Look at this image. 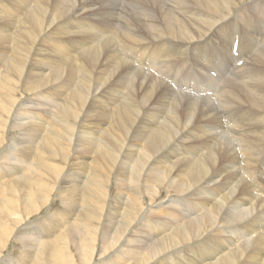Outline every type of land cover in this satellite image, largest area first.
<instances>
[{"label": "bare ground", "instance_id": "6f19581e", "mask_svg": "<svg viewBox=\"0 0 264 264\" xmlns=\"http://www.w3.org/2000/svg\"><path fill=\"white\" fill-rule=\"evenodd\" d=\"M242 1L0 0V92L12 72L27 96L11 83L0 96V145L3 129L21 132L0 146V209L11 200L37 211L55 188L66 207L42 228L0 219V240L13 234L30 262L73 264L70 237L83 263L103 217L102 249L133 234V264H264V0H244L250 11L236 9ZM232 21L243 36L197 55ZM86 119L94 125L76 134ZM125 142L135 153L117 165ZM65 163L75 172L59 178ZM111 177L125 202L133 184L135 199L102 216Z\"/></svg>", "mask_w": 264, "mask_h": 264}, {"label": "rangeland", "instance_id": "374dc122", "mask_svg": "<svg viewBox=\"0 0 264 264\" xmlns=\"http://www.w3.org/2000/svg\"><path fill=\"white\" fill-rule=\"evenodd\" d=\"M15 0H13V2H14ZM244 1V0H243ZM242 1V2H243ZM252 0H250V1H247V2H251ZM240 2V4H239V6L236 8V9H238L239 7H240V5L242 4V6H243V10L244 11H250L251 9H253V7L252 6H249L248 5V3L247 2ZM235 8H231L230 9V11H232V12H236L237 10H236ZM124 15V14H123ZM124 16H122V17H119V19L117 20V23H118V29H125V23H124ZM234 21H232V22H226L224 25H223V27H222V29H221V31H214L210 36L211 37H209L208 39H207V41L206 42H204V44H202V46L199 48V49H196V53H197V51L198 50H201V51H203V52H205L210 58H212L213 56H214V50H215V48H217V47H219V45H222V43H225V38H222V37H224V36H221V35H223V34H229V32H233V34H235L236 36H238V37H241V36H243V34H245V32H246V29L244 28V27H242V26H240V24H239V22H237V24L235 25V23H233ZM228 23V24H227ZM233 25V26H232ZM235 26V27H234ZM120 27V28H119ZM239 27V28H238ZM241 30V31H240ZM219 32H221V33H219ZM217 52V54H219V52H218V50L216 51ZM235 52H236V49H235ZM213 54V55H212ZM197 55H198V53H197ZM220 55V54H219ZM218 55V56H219ZM216 57H217V55H216ZM192 65V66H191ZM195 66H196V62L195 61H191L190 63H189V65L186 67V69L188 70V72L189 73H194V74H196L197 72H196V70L194 69L195 68ZM115 71H117V72H119V70H115ZM101 74V72L99 73V71L97 72V75L98 76H101L100 75ZM156 74V73H155ZM14 73H12V72H9V74H8V76H7V78L11 81H7V84L8 83H11L12 85L14 84L15 85V87H14V90H11V95H13V96H15L16 98L17 97H19L20 95L23 97V99H25V98H27V96L26 95H23V94H21V92L19 91V87H20V83L18 84V86L16 85V83H17V79H19V77L16 75H14ZM181 76H179L178 77V80H179V82L182 84V88H184L185 90H187V93L186 94H184L183 96H181L183 99H186V98H188V99H190L189 98V95H190V93H192V91L190 92L188 89H190V87H191V85H188V84H190V82L188 81V79H187V81H184V80H182V77H183V75H182V73L180 74ZM12 76V77H11ZM186 82H188V83H186ZM6 84V85H7ZM6 85H4L3 87H5ZM1 88V92H0V96H1V93L3 94V89L4 88ZM5 90H7V89H5ZM124 90H125V88H124ZM126 92V91H125ZM205 95V94H204ZM203 95V96H204ZM187 96V97H186ZM103 100H108V98L107 97H103L102 98ZM31 103V102H30ZM30 103H26L27 105H29ZM141 103H142V101H141ZM142 105H143V103H142ZM107 107V106H106ZM108 108V107H107ZM12 110L13 109H10V110H8L5 114H3L4 116H6L7 115V113H14V111L12 112ZM141 113H139V116H140V119H142V114H143V116H144V113H145V111H144V113L142 112V111H140ZM139 116H138V118H139ZM34 120H36V118L34 119ZM79 123H80V121H79ZM87 123V124H86ZM89 123V120L88 119H86L85 121L83 120V123L82 124H78V127H79V129L77 128V132H76V134H78L79 133V131H82V130H85V129H87V127L89 128V126H91V125H94V124H92V122L90 121V123ZM86 127V128H85ZM85 128V129H84ZM81 129V130H80ZM6 130H7V132H6ZM129 130L131 131V127H129ZM15 131V132H14ZM114 132H115V134H114V132H113V136H115V138L118 136L119 137V133L118 132H116L115 130H113ZM6 133V135H5V133ZM3 133H4V135H3ZM12 133V134H11ZM1 134L4 136H2L1 135V138L3 139V144H1L0 146H1V148L6 144V142H8V138L9 139H15V138H17V137H19V136H21V132H20V130H19V128H17V127H15V128H5V129H3V132L1 131ZM7 134L10 136V134H11V136L10 137H8L7 136ZM19 134V135H18ZM117 135V136H116ZM7 136V137H6ZM5 139V140H4ZM0 148V149H1ZM72 148V147H71ZM73 149V148H72ZM72 149H70V151L72 150ZM133 153H135L134 152V146H133V143L131 144V143H128V144H126V142H125V144L123 145V147H122V149H121V151H120V154H119V157L117 158V160H116V164L118 165V164H120V163H122V162H124V161H128L130 158H131V156L133 155ZM70 154L72 155V151L70 152ZM59 161L61 162V160L59 159ZM63 168V169H62ZM61 168V173L62 174H60V176H59V178L60 177H62V176H64V174L65 173H67L68 174V171L69 172H71V173H74L75 172V170H74V167H72V166H70V165H68V163L66 164L65 163V165H64V167H62ZM64 168H66V169H64ZM114 168V167H113ZM114 170V169H113ZM63 171V172H62ZM144 172V171H143ZM129 173H130V171H129ZM58 178V179H59ZM67 178H69L68 176H67ZM58 179L56 180V181H58ZM118 180L116 179V177H111V180H108L107 179V181H106V190H107V192H108V196L110 195V196H112V197H108V198H106V200L104 199V201H106L105 202V206H104V209H103V212H102V216H103V213L104 212H106L107 210L109 211V213L110 214H112V211H114V209H116L117 208V205L120 203V202H125V200H123L122 198H121V196H120V187H121V185L119 186L118 185V182H117ZM52 182V181H51ZM57 183V182H56ZM69 182H68V180H67V182H66V185L68 184ZM128 183H131L130 181L128 182ZM52 184H54L53 182H52ZM119 186V188H117ZM132 186V187H131ZM109 187V188H108ZM127 187V189L129 190L130 189V187H131V190H133L134 189V185L132 184H130L129 185V187L128 186H126ZM164 188V187H163ZM131 190H129V192H127L128 193V195H130V196H128L127 197V200H126V202H125V204L127 203V202H130V200L131 199H135V194L133 193V191H132V193L130 192ZM57 193V191H56V188L53 190V191H51L50 193H49V195H51V196H48V201L42 206V208H40L39 210H37V211H35V210H33V212H31L30 213V209L29 208H26L27 206H25V204H23L22 203V201H21V204L20 203H18L17 201L19 200V194L17 195V199L16 198H11V199H14L17 203L16 204H14L11 200H9L8 202H6L5 203V205L3 206V207H1V209H0V219H6V218H8V219H12V217H14V216H16L17 214H20L19 215V218H21L22 220H21V224L20 225H27L28 227H32V228H34V227H39V228H42L43 227V223H46V224H48L49 222H53V221H56V216H58V215H55V216H53V214H54V212L55 213H58V214H63L64 216H66V211H65V208L66 207H64V203H62V199H61V197H60V194L59 193ZM54 193V194H53ZM130 193V194H129ZM59 194V195H58ZM133 194V195H132ZM54 195V196H53ZM57 195V196H56ZM132 195V196H131ZM170 195H174V193L173 192H170ZM144 197V196H143ZM166 198V197H168V193H167V189L166 188H164V190L162 189L161 190V192H160V194H159V198H158V200H156V202H161V200H163V198ZM116 199V201H113V199ZM50 199V200H49ZM55 199V200H54ZM61 199V200H60ZM114 199V200H115ZM120 199V200H119ZM161 199V200H160ZM112 200V204L110 203V201ZM129 200V201H128ZM144 200H146V205L149 203V201L151 202V200L149 199V198H147V197H145L144 198ZM164 200H166V199H164ZM108 202V203H107ZM48 203V204H47ZM50 203V204H49ZM108 204V205H107ZM110 204V205H109ZM115 204H116V206H115ZM46 205V206H45ZM112 205V206H111ZM128 205V204H127ZM127 205H126V207L125 208H127ZM109 206H110V208H109ZM106 208V209H105ZM48 209V210H47ZM18 210H20V211H18ZM119 210H121V208H119ZM10 211V212H9ZM122 211H125L124 210V207L122 206ZM15 212V213H14ZM51 212V213H50ZM10 213V214H9ZM24 213V214H23ZM26 213V214H25ZM27 213H28V217H27ZM6 214V215H5ZM109 214V215H110ZM52 216L54 217V218H52ZM133 216L135 217L136 216V211L134 212V214H133ZM39 218H41V219H39ZM102 218L103 217H101V218H98V221H97V223L94 221V226L95 225H98V223H100V225H99V227H97V231L94 233V237L96 238V240H95V245H90V246H92L91 247V250L93 249L94 250V253H93V257H91V259H90V257H89V254H87V259L82 263V260H81V250H78L77 249V247L75 246V241L72 239V238H70V237H67L68 239H67V249H65V251L66 252H68L69 254H70V252L69 251H71V256H72V258H70L71 256L69 255V254H67V256H68V258H70L72 261L74 260H77V262L75 263L74 261L72 262L73 264H107V263H109V261H111L110 263H113V262H116V260H121L122 261V263H126V264H133V255H131V256H129L130 254H127L128 253V250H131V249H136V250H139V248H137V247H135V241L132 239V237H134V236H132L133 234H131V236H130V240H132V241H124V243H123V241H121L120 242V240H118V241H113V242H110V244L108 245V247H107V244H106V246H104L103 247V249H102V246L104 245L103 244V239L101 238L102 237V235L101 236H99V234H100V229H102L103 228V221H104V219L102 220ZM121 218L122 217H118V218H116V217H114V218H112L113 220H115V221H120L121 220ZM147 218H149V219H151V220H157V219H154V218H151V217H146V219ZM145 219V220H146ZM137 220V216H136V218L134 219V221H133V223L135 222ZM41 221H43V223L41 222ZM144 221H142V223H143ZM42 223V224H41ZM34 224H35V226H34ZM38 224V225H37ZM19 225V226H20ZM19 226L16 228V233L19 231ZM42 226V227H41ZM122 226L123 227H126V225L124 226V224H122ZM142 228V227H141ZM145 228H142V231L144 232V231H146V229L144 230ZM109 235V239L112 241V239H113V235L114 234H112L111 232H107ZM10 235H11V237H10ZM151 237H152V235H151ZM151 237H149L148 235L147 236H145V239H152ZM98 239V240H97ZM72 240V241H71ZM98 241V242H97ZM102 241V242H101ZM0 242H7L6 243V245L5 246H3L2 248H0V258H3V259H6V258H12V260H14L15 262H20L21 264L24 262L25 264H27V262H28V264H40V262H36V263H34V261H36V259L34 260V258H33V260H32V262H30L29 261V258H28V254H27V252H26V250L21 246V241H19V240H17L16 238H15V236H13V234H9V237L6 239V240H0ZM127 242V244H125ZM71 243V244H70ZM122 243H123V245H122ZM130 243V244H129ZM131 243H133V247H131L132 246V244ZM2 244V243H1ZM73 244V245H72ZM103 244V245H102ZM114 244V245H113ZM121 246H120V245ZM120 246V247H118V246ZM128 247L129 245V248L127 249L126 248V246ZM7 246V247H6ZM74 246V247H73ZM116 247V248H115ZM122 247H124V248H122ZM107 248V249H106ZM119 248V249H118ZM23 249V250H22ZM71 249V250H70ZM2 250V251H1ZM22 250V251H21ZM93 250H92V252H93ZM23 252V253H21V252ZM117 251V252H116ZM92 252H91V254H92ZM112 252V253H111ZM119 252V253H118ZM123 253L122 255H121V253ZM167 252V251H166ZM166 252H164V253H166ZM79 253H81V254H79ZM79 254V255H78ZM110 254H111V256L113 255L114 256V258L112 259V257L110 256ZM24 257H23V256ZM81 255V256H80ZM107 255V256H106ZM118 255H119V257H118ZM126 257H125V256ZM163 255V254H162ZM161 255V256H162ZM109 256V257H108ZM188 256V255H187ZM21 257V258H20ZM108 257V258H107ZM111 257V258H110ZM120 257H122V259L120 258ZM124 257H125V259H124ZM15 258V259H14ZM20 258V259H19ZM76 258V259H75ZM100 258V259H99ZM109 258H110V260H109ZM116 258V259H115ZM95 259V260H94ZM109 260V261H106V260ZM124 259V260H123ZM129 259V260H128ZM94 260V261H93ZM113 260H115V261H113ZM1 261V260H0ZM22 261V262H21ZM79 261V262H78ZM95 262V263H94ZM165 262V261H164ZM164 262L162 263V264H164ZM165 264H168V261H166L165 262Z\"/></svg>", "mask_w": 264, "mask_h": 264}]
</instances>
